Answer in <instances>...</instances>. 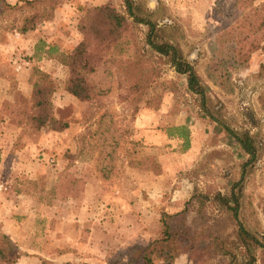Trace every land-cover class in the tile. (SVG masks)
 Segmentation results:
<instances>
[{
  "label": "rangeland",
  "instance_id": "obj_1",
  "mask_svg": "<svg viewBox=\"0 0 264 264\" xmlns=\"http://www.w3.org/2000/svg\"><path fill=\"white\" fill-rule=\"evenodd\" d=\"M16 1L0 0V7ZM132 1L155 23L154 39L176 46L207 85L213 114L254 137L258 159L243 181L239 217L264 234V71L258 68L264 40L246 61L234 55L237 45L225 33L233 13L227 0ZM106 2L124 12L122 0H59L50 18L24 33L5 27L11 16L0 19V122L12 124L0 129L6 139L0 192L21 196L16 217L27 232L25 248L55 263L125 264L130 249L158 233L162 212L180 210L194 191L227 193L246 158L200 108L185 75L146 43L147 26L129 17L120 39L85 73L92 98L80 101L64 90L54 57L81 39L76 23L84 8ZM253 4L264 15V1ZM49 46L54 51L47 54ZM31 68L48 73L53 114L67 122L65 129L24 125ZM13 124L21 126L16 139L9 138ZM179 125L188 131L186 148L183 139L165 134ZM197 207L190 204L193 225L214 224L233 238L226 214L209 203ZM174 264L194 263L181 254Z\"/></svg>",
  "mask_w": 264,
  "mask_h": 264
},
{
  "label": "trees",
  "instance_id": "obj_2",
  "mask_svg": "<svg viewBox=\"0 0 264 264\" xmlns=\"http://www.w3.org/2000/svg\"><path fill=\"white\" fill-rule=\"evenodd\" d=\"M59 0H17L13 4L2 2L0 19L11 20L5 27H14L24 33L34 28L35 23L50 18ZM226 1V0H225ZM124 12L118 11L110 3H102L84 8L78 18L76 29L81 39L69 51L60 52L54 57L56 64L64 71V90L80 101H88L93 95V85L87 80L86 72L94 70L110 47L117 42L127 29V18L147 26L146 43L155 52L167 56L177 73L185 75L190 92L199 98L203 112L216 121L239 146L246 158L239 166V174L227 193L214 192L211 195L193 192L175 212H162L159 218L158 233L141 248L128 251L125 264H174L181 254L194 264H207L209 259L218 258V264H253L257 258L264 259V234L252 231L239 217L243 181L248 171L258 159V147L248 130L236 131L213 114L207 97L208 87L202 83L192 65L182 56L180 50L167 42L154 39L155 23L142 17L135 9L132 0H122ZM232 10L231 24L225 33L236 48L234 55L247 60L250 52L258 49L264 40V15L253 4L254 0H227ZM239 11V12H235ZM8 12V13H7ZM7 21V20H6ZM233 33V35H232ZM242 44H250L244 51ZM255 44V45H254ZM54 51L53 46L46 50ZM264 71V63L258 65ZM34 68L29 72V108L25 113V124L35 130L48 125L52 131L67 127V122L53 114L51 95L53 86L47 72ZM38 73V75H37ZM37 75V76H36ZM21 123V122H20ZM19 123V124H20ZM167 137L183 139L184 148L188 145V131L184 125L165 128ZM20 192L19 189L15 193ZM196 202L197 210L205 203L217 207L226 214L234 227L233 238L219 234L214 224L193 225L189 219L190 204ZM217 224V223H216ZM23 253L10 238L0 230V264H12ZM37 264H72L68 261L55 263L38 257Z\"/></svg>",
  "mask_w": 264,
  "mask_h": 264
},
{
  "label": "crops",
  "instance_id": "obj_3",
  "mask_svg": "<svg viewBox=\"0 0 264 264\" xmlns=\"http://www.w3.org/2000/svg\"><path fill=\"white\" fill-rule=\"evenodd\" d=\"M255 4H258L259 2H262L264 0H254ZM7 125H12L7 121L0 122V129L3 127L4 131L6 129ZM13 128H15L14 134L10 137H13L12 139H16L17 136L20 133L21 126L18 124H13ZM1 131V130H0ZM1 136V133H0ZM26 141V140H25ZM28 146H30L32 143L28 142ZM6 145V139L3 137H0V156L4 155ZM14 193V192H13ZM7 195L5 192H0V230L5 233L12 242L16 243L19 249L26 250V253H23L16 262L12 264H37L38 263V256H41L45 258L47 256L46 254L39 253L38 251L31 250L26 247V244L24 243V234L27 232L21 231L22 223L20 220L17 221L16 214L21 213V209L23 206L20 203V200H18L17 197H21L18 194L14 195ZM38 255V256H37ZM53 261V259L51 260ZM66 261V260H64Z\"/></svg>",
  "mask_w": 264,
  "mask_h": 264
},
{
  "label": "built area",
  "instance_id": "obj_4",
  "mask_svg": "<svg viewBox=\"0 0 264 264\" xmlns=\"http://www.w3.org/2000/svg\"><path fill=\"white\" fill-rule=\"evenodd\" d=\"M0 189H1V185H0Z\"/></svg>",
  "mask_w": 264,
  "mask_h": 264
}]
</instances>
